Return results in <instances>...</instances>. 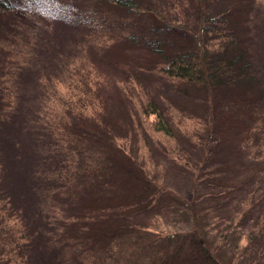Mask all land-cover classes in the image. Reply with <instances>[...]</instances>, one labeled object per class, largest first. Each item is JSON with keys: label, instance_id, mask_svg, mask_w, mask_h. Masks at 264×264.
I'll return each mask as SVG.
<instances>
[{"label": "rangeland", "instance_id": "rangeland-1", "mask_svg": "<svg viewBox=\"0 0 264 264\" xmlns=\"http://www.w3.org/2000/svg\"><path fill=\"white\" fill-rule=\"evenodd\" d=\"M94 1L16 0L15 13L0 16V77L9 87L14 82L18 94L15 106L0 121V206L9 204L10 214L20 213L33 232L23 264H149L162 249L157 231L192 230L181 209L154 215L167 204L162 198L156 208L145 210V217L105 235L68 227L62 221L71 211L70 202L83 209L91 208L96 194L101 197L99 207L113 196H131L141 169L154 167L168 188L187 199L194 191V165L207 149L208 165L218 162L230 178L245 175L252 163L257 177L264 174V106L255 89L224 81L210 97L204 86L189 89L166 82L150 65H142V71L128 69L134 81L131 99L153 97L172 121L177 137L173 143L165 138L159 144L149 143L148 156L137 164L119 160L115 123L123 121L124 114H138L140 108H127L125 100H131L126 95L101 102L89 87L91 59L125 52L132 37L191 46V33L199 24V0H174L182 6L180 14L190 33L163 27L148 12L109 8L95 19L89 13ZM141 1L155 4L160 11L167 7L164 0ZM251 2L243 38L259 68L257 80L264 83V6L262 0ZM70 95L77 98L72 101L74 110L93 109L96 101L101 102L97 125L106 127L104 133L95 131V121L72 128L65 118L51 119L52 106L66 105ZM210 116L211 141L205 147ZM172 146L177 150L172 152ZM205 204L203 198L201 206Z\"/></svg>", "mask_w": 264, "mask_h": 264}, {"label": "trees", "instance_id": "trees-1", "mask_svg": "<svg viewBox=\"0 0 264 264\" xmlns=\"http://www.w3.org/2000/svg\"><path fill=\"white\" fill-rule=\"evenodd\" d=\"M251 1L213 0L212 6L211 0H199V24L196 31L191 33V46H184L186 42L180 44L166 39L132 37L129 40L131 46L126 53L114 56L111 52L107 55L97 54L91 59L89 87L101 102L108 103L112 99L124 98L126 95L131 100L126 98L127 108H134L135 105L140 108L138 114L133 116L124 114L123 121L118 123L117 120L115 123L117 128L113 131V138L117 143L119 160L137 164L139 158L148 156L146 153L150 148L149 143L159 144L160 138L173 143L177 137L172 121L153 97L147 96L139 102L131 99L134 81L127 75L130 68L142 71V65L145 67L150 65L166 82L189 89L204 86L210 97L216 86L227 81L228 85L234 84L249 91L255 89L254 94L264 106V83L257 80L259 68L253 61L251 49L243 38L244 17L248 11L247 6L252 4ZM163 2L167 7L160 11L155 4L144 5L141 0H95L89 13L96 19L109 8L138 14L148 12L163 27L190 33L186 19L184 20L180 14L181 4L174 0ZM262 3L264 6V0ZM15 9L16 0H0V16H11ZM257 82L258 86L255 85ZM11 83L9 87L0 77V121L4 118L5 112L15 106L18 94L12 88L14 82ZM74 99L77 98L70 95L67 102L64 101L66 105L52 106L51 119L60 116L59 119H67V124L72 128H85L83 124L87 121L90 120V123L95 121L96 124L91 123L95 131L104 133L106 127L101 123L97 125L101 102L98 100L93 109L83 111L80 108L71 109L75 104L72 102ZM48 118L50 119L49 115ZM212 121L210 116L206 122L205 147L211 141L209 125ZM127 135L131 137V141ZM122 136L125 140L121 138ZM128 140L129 143H125ZM171 149L172 152L177 150L173 146ZM208 160L207 149L202 161L194 165V191L190 199L168 188L156 176L154 167L141 169L139 170L141 178L138 177L131 196L124 198L113 196L105 206L99 207L97 203L101 197L96 194L94 203H90L91 208L85 206L83 209L77 206L78 204L70 202L71 211L61 217L62 221L68 227L72 224L78 230L105 235L133 222L139 216L145 217V210L150 206L156 208L162 198L167 204L154 215L159 217L181 209L185 216L183 217L186 221H191L193 229L157 231L162 249L149 264L263 263L264 174L257 177L252 163L248 165L250 168L245 175L239 174L230 178L218 162L213 161L208 165ZM260 186L263 190L258 195ZM203 198L206 202L204 207L201 206ZM8 207L7 203L0 206V211H4L0 212V264H23V253L29 251L33 232L22 220L20 213L10 214ZM12 209L14 210V207ZM6 211H10L8 212L10 216H7ZM92 222L96 224L93 227L88 225ZM260 250H263V253Z\"/></svg>", "mask_w": 264, "mask_h": 264}]
</instances>
